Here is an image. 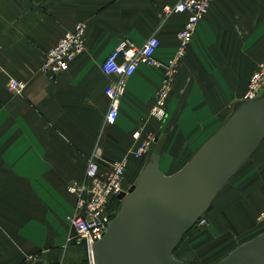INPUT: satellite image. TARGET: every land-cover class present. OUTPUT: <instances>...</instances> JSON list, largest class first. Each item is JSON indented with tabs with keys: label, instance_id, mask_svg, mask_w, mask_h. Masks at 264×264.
<instances>
[{
	"label": "crops",
	"instance_id": "crops-1",
	"mask_svg": "<svg viewBox=\"0 0 264 264\" xmlns=\"http://www.w3.org/2000/svg\"><path fill=\"white\" fill-rule=\"evenodd\" d=\"M178 1L0 0V264L84 263L87 249L69 240L66 216L76 203L69 186L85 180L90 158L98 156L100 173L127 159L128 191L148 160L132 150L155 135L151 153L174 174L244 99L264 60V0H214L181 63L167 119L151 115L164 72L141 65L125 78L117 120L106 122V88L119 77L103 71L104 61L122 39L141 46L151 36L161 42L159 59L173 56L188 15L167 17L162 8ZM78 23L86 25L84 50L60 75L43 73L47 52ZM11 78L24 83L22 93L9 89ZM262 210L264 140L206 211L205 232L185 238L177 258L221 261L264 233Z\"/></svg>",
	"mask_w": 264,
	"mask_h": 264
},
{
	"label": "water",
	"instance_id": "water-1",
	"mask_svg": "<svg viewBox=\"0 0 264 264\" xmlns=\"http://www.w3.org/2000/svg\"><path fill=\"white\" fill-rule=\"evenodd\" d=\"M263 140L264 93L238 102L176 173L164 174L152 152L136 183L119 194V209L93 246L94 263L186 264L175 251ZM217 264H264V233Z\"/></svg>",
	"mask_w": 264,
	"mask_h": 264
},
{
	"label": "built area",
	"instance_id": "built-area-1",
	"mask_svg": "<svg viewBox=\"0 0 264 264\" xmlns=\"http://www.w3.org/2000/svg\"><path fill=\"white\" fill-rule=\"evenodd\" d=\"M213 2L214 0H179L175 4L163 6L162 12L167 17L182 13L188 15L185 26L177 35L176 51L168 60L164 61L157 57V51L161 44L157 36H151L141 46L127 38L122 39L116 45L102 66L107 75L119 77L116 82L106 88V95L110 100L106 115L107 123L115 122L119 116L121 100L126 92L125 78L132 76L141 65L154 66L164 72L161 85L156 92L151 115L162 121L167 119L169 115L168 100L174 91L181 63L194 39L198 24L205 18ZM85 45L86 25L78 23L47 52L41 71L50 77H56L67 71L71 62L84 50ZM8 87L16 93H22L25 85L23 82L11 78ZM263 93L264 60L251 75L243 100L257 98ZM134 137L139 138L140 132L137 131ZM155 142L156 136L153 135L134 148L132 154L136 157L147 156L149 158ZM126 167L127 159L117 160L111 164L108 172L100 173L98 156L93 155L89 160L85 180L82 183H73L69 186L70 192L76 194L75 211L66 216L71 227L69 240L85 246L87 264H95L93 246L103 238L112 221V214L119 209L113 202L118 200L120 203L118 196L125 191L123 181ZM256 222L258 225L264 226V210L257 214ZM206 224L207 219L202 216L195 227L202 228ZM49 264L60 263L51 262Z\"/></svg>",
	"mask_w": 264,
	"mask_h": 264
},
{
	"label": "rangeland",
	"instance_id": "rangeland-1",
	"mask_svg": "<svg viewBox=\"0 0 264 264\" xmlns=\"http://www.w3.org/2000/svg\"><path fill=\"white\" fill-rule=\"evenodd\" d=\"M206 218L208 219V224L205 226V227H202V228H197V230L195 231H192L187 237H192V236H196V235H201L203 232H205V230H206V228H207V226H209V224H210V220H209V218H208V216H206ZM259 227H262L263 229H264V226H260L259 225ZM187 237H185V238H187ZM184 241V240H183ZM182 241V242H183ZM182 245V243L180 244V246ZM180 246L177 248V250H179V248H180ZM240 246V245H239ZM215 248V252H217L218 250H219V248L216 246V247H214ZM177 250L175 251V256L177 255L178 256V254H177ZM204 254H205V256H210V255H212V254H210L209 252H203ZM177 256H176V258H177ZM191 261H192V263L191 264H217L219 261H216V260H212V259H209V260H206V258L205 259H201V258H197L196 256H194V258H192L191 259Z\"/></svg>",
	"mask_w": 264,
	"mask_h": 264
},
{
	"label": "trees",
	"instance_id": "trees-1",
	"mask_svg": "<svg viewBox=\"0 0 264 264\" xmlns=\"http://www.w3.org/2000/svg\"><path fill=\"white\" fill-rule=\"evenodd\" d=\"M116 203V204H115ZM113 204H115V206H118L117 208H119V205H120V203H119V201L118 200H115V202H113ZM204 216H205V214H204ZM196 231L197 230V227H193L186 235H185V237H187L192 231ZM185 237H184V239H185ZM82 264H87V259H86V261L84 262V263H82Z\"/></svg>",
	"mask_w": 264,
	"mask_h": 264
},
{
	"label": "bare ground",
	"instance_id": "bare-ground-1",
	"mask_svg": "<svg viewBox=\"0 0 264 264\" xmlns=\"http://www.w3.org/2000/svg\"><path fill=\"white\" fill-rule=\"evenodd\" d=\"M250 78H251V77H250ZM248 84H249V83H248ZM247 90H248V88H247ZM203 216H204V215H203ZM204 217H205V216H204ZM205 218H206V217H205ZM206 219H207V218H206ZM207 224H208V219H207ZM207 224H206V225H207ZM206 225H205V226H206ZM205 226H204V227H205Z\"/></svg>",
	"mask_w": 264,
	"mask_h": 264
}]
</instances>
